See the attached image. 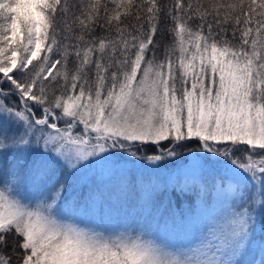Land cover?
Segmentation results:
<instances>
[{
	"label": "snow or ice",
	"instance_id": "6c2138e0",
	"mask_svg": "<svg viewBox=\"0 0 264 264\" xmlns=\"http://www.w3.org/2000/svg\"><path fill=\"white\" fill-rule=\"evenodd\" d=\"M0 264H264V0H0Z\"/></svg>",
	"mask_w": 264,
	"mask_h": 264
}]
</instances>
